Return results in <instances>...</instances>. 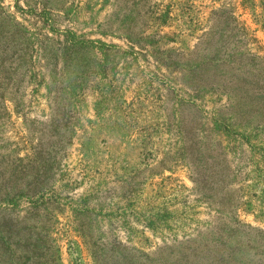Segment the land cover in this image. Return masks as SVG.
Here are the masks:
<instances>
[{
    "label": "rangeland",
    "instance_id": "rangeland-1",
    "mask_svg": "<svg viewBox=\"0 0 264 264\" xmlns=\"http://www.w3.org/2000/svg\"><path fill=\"white\" fill-rule=\"evenodd\" d=\"M263 89L264 0H0V264H264Z\"/></svg>",
    "mask_w": 264,
    "mask_h": 264
},
{
    "label": "trees",
    "instance_id": "trees-1",
    "mask_svg": "<svg viewBox=\"0 0 264 264\" xmlns=\"http://www.w3.org/2000/svg\"><path fill=\"white\" fill-rule=\"evenodd\" d=\"M262 80V78H260ZM219 88L221 89V87L219 86ZM223 90V89H221ZM219 91V90H218ZM264 92V89H263ZM240 97L243 99H249V94L247 93V91H242L240 92ZM246 104H242L243 107H249L251 105L250 102H244ZM252 123L253 121H251L249 118H246L243 120H240L236 123H233L231 126H225L228 128V134L229 135H233L236 136L238 138H240L241 140H243L247 146H250V140L249 138L251 137V131H252Z\"/></svg>",
    "mask_w": 264,
    "mask_h": 264
}]
</instances>
